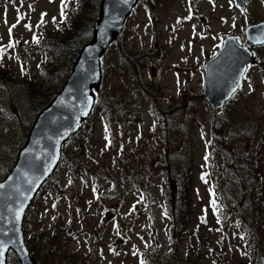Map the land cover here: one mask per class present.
<instances>
[{"label": "rangeland", "instance_id": "obj_1", "mask_svg": "<svg viewBox=\"0 0 264 264\" xmlns=\"http://www.w3.org/2000/svg\"><path fill=\"white\" fill-rule=\"evenodd\" d=\"M243 1L244 9L234 0H138L126 15L120 36L101 58L97 88L99 99L106 89L116 93L121 115L98 105L85 123L86 169L75 177L55 171L24 214L23 240L37 264H152L149 258L168 264L162 256L177 238L172 220H179L176 205L181 201L189 205L187 230L178 243L183 262L189 256L187 264H261L264 46L252 48L256 63L247 67L221 111L215 112L202 96L204 63L218 51L222 37L236 34L241 45H249L244 28L264 20V0ZM99 2L66 0L62 15V0H0V46L16 42L0 57V180L11 170L38 106L61 89L73 64L57 55L46 66L34 37H65L69 31H57L70 28L71 21L80 25L82 18L96 19ZM18 15L23 19L17 24ZM91 38L87 35L83 43ZM62 59L66 65L58 73ZM106 64H113L109 71ZM129 97L135 99L123 112ZM174 122L182 132L170 124ZM237 124H244V132H236ZM208 146L209 166L204 161ZM62 152H74L72 138ZM186 161L191 178L186 198L179 199L174 179ZM250 168L255 176L250 201L256 198L249 210L243 180H251ZM205 173L207 182L201 178ZM210 189L218 212L210 205ZM143 191L150 202L135 194ZM69 225L71 236L65 234ZM6 264H20L12 251Z\"/></svg>", "mask_w": 264, "mask_h": 264}, {"label": "water", "instance_id": "obj_2", "mask_svg": "<svg viewBox=\"0 0 264 264\" xmlns=\"http://www.w3.org/2000/svg\"><path fill=\"white\" fill-rule=\"evenodd\" d=\"M137 0H101L99 17L94 23L92 38L81 47L72 67L66 77L63 86L52 98L49 104L44 107L34 118L29 130L27 139L19 149L15 163L0 184L5 187L0 189V213L8 220L11 214L7 206L15 208L18 203H24V211L17 224H9L0 220V229L8 230L18 227V232H8L7 236L0 234V239L7 241L9 238L16 240V244H9L3 253V264L6 255L11 248L19 259L20 264H36L24 245L22 234V221L29 203L34 198L42 184L54 171L61 154V145L81 127L82 122L89 116L92 106L88 108L87 115H82L84 107L83 101L85 93L94 102L93 90H96L100 82L99 58L107 49L109 44L119 35L126 15L130 12ZM239 7L244 8L243 0H235ZM264 21L249 25L245 30V36L252 45L254 38L264 39L260 36L261 27ZM237 36H227L223 40L230 41V47H221L219 51L204 63L203 90L202 96L218 111L232 95V89L236 83H241L242 75L248 64H253L256 59L246 46H240L232 38ZM77 116L79 120L77 121ZM67 133V135H64ZM59 141V143H57ZM55 156L54 162L51 157ZM31 161L32 166H29ZM45 167L50 170L45 172ZM28 173V176L24 175ZM29 177L34 179V183L29 185ZM19 184V191L24 192V199L17 195L15 185ZM29 187L34 191H27ZM11 194V199H9ZM65 234L71 236L73 227L69 225ZM264 264V260L262 259Z\"/></svg>", "mask_w": 264, "mask_h": 264}, {"label": "trees", "instance_id": "obj_3", "mask_svg": "<svg viewBox=\"0 0 264 264\" xmlns=\"http://www.w3.org/2000/svg\"><path fill=\"white\" fill-rule=\"evenodd\" d=\"M93 1V0H91ZM100 4V2H99ZM98 13H99V9H98ZM94 14V13H93ZM92 14V15H93ZM98 18V17H97ZM96 19H93L92 16L91 17H85L82 18V24L80 25H74L73 21H71V27L66 29V28H60L57 31V34H65L66 32L69 31V33L65 36V37H51V36H46V34H41L39 36V42L41 43V47L44 50L43 54H45V58H44V64L47 66L50 63L54 62L57 60V55H64L63 59H69L70 63H74L76 56L80 50V48L82 47V45L84 44L83 41L84 39L87 37V35L92 33L93 30V26L94 23L96 22ZM67 20V19H66ZM65 20V22H66ZM103 57V56H102ZM62 59V65L57 66L55 69V71L58 70V73H61L65 64V61H63ZM46 62V63H45ZM113 66V64H111ZM100 66L101 68L103 67L101 62H100ZM112 66H109L108 64L105 65V70L109 71L111 69ZM70 72V71H69ZM69 74V73H68ZM111 90L112 89H106L103 91V94L101 96V98L99 99V91L96 90L94 92V96H95V102L92 108V113L90 115L93 116L94 114H96L98 105H104L105 107H107L106 112H116L115 114H117V112H120L121 110H119L120 108H116V93L114 92V94H111ZM105 92V94H104ZM133 99L132 97H129L127 100L123 101V109L125 111L123 112H129V108L128 106L131 105L133 103ZM49 103V102H48ZM47 103V104H48ZM46 104V105H47ZM46 105H39L38 106V110L40 111L42 108H44ZM228 118V117H226ZM106 119V118H105ZM90 121V120H89ZM88 122V119L82 124L80 130L75 133L71 138H72V146L74 147V152L67 155L62 153L61 154V159L57 165L56 168V175H58L61 171L67 175H69V177H75L76 175H81L82 169H86V164L83 162V150L88 148V143H89V139L86 137V131H85V123ZM226 121L224 119V121L222 122V125H226ZM244 124H237L236 125V132H244ZM235 133V128H234V132ZM250 134L254 139V130L250 129ZM210 148V147H209ZM78 150V154H75V151ZM242 149H237L236 152H240ZM186 152L189 154V149L186 148ZM206 155L208 156V159L206 162V164H208L207 166L210 165V161H209V157L211 155V151L209 149H207V153ZM205 155V156H206ZM189 157V155H188ZM255 159H253L251 161V163H254ZM188 168V169H187ZM252 168H250V181H244V187L246 189H248V191L246 190L243 194V198L246 199V195L249 198V201L251 199L252 194L254 193L253 188L250 187L251 182L253 181V179H255L254 174L251 172ZM258 172V170L256 171ZM76 174V175H75ZM191 178V171L189 170V162H182L179 165V172L175 175V183H176V187H177V194H178V198L180 199H185V195L183 197V194H187V187H188V182L187 179ZM50 181V179L46 182V184H48ZM56 181H54L53 185L54 187H56L55 185ZM45 184V185H46ZM139 186L135 188V190H138ZM251 190V191H250ZM47 191V189H46ZM121 194V193H119ZM135 194H139L142 198L145 199V197H147L148 202H150V198L148 196V194L143 191L142 194L141 193H135ZM255 198L253 196L252 200L250 202H248V204L246 203L245 207L250 209L252 208V204L255 201ZM189 205L184 204L183 201H181V205H176V211L178 213L179 216V220H172V224H174V229H173V234L177 236L176 239H174L172 241L171 244V250L164 254L162 257L165 260L166 258V262L168 264H187V261H189V256H187L183 262L182 260V256L180 254V250L178 251V243H179V239L181 237V235L183 233L186 232L187 230V225L184 222L185 217L188 215L187 213V209H188ZM173 222H177V225L175 227V223ZM253 245V244H252ZM255 245V244H254ZM149 262L152 264H155L152 262V259L149 258Z\"/></svg>", "mask_w": 264, "mask_h": 264}, {"label": "snow or ice", "instance_id": "obj_4", "mask_svg": "<svg viewBox=\"0 0 264 264\" xmlns=\"http://www.w3.org/2000/svg\"><path fill=\"white\" fill-rule=\"evenodd\" d=\"M124 3H127V0H123ZM229 2L231 3L232 0H229ZM239 6V5H237ZM63 7H66V0H62V15H64L63 13ZM43 15H46V14H42V19H41V22L43 23ZM191 17H187L186 19H190ZM23 19V16H20L18 15L17 17V24L20 22V20ZM55 19V18H53ZM7 22V21H5ZM179 22V21H178ZM16 27V24H13L9 29V35L11 36V32H12V29ZM25 27L28 28L29 30H31L32 28V25L31 24H25ZM233 27H235V24L233 23ZM261 27V33H260V36H264V26H260ZM239 38H232V41H238ZM34 40L38 43V39L36 37H34ZM254 42L255 43H264V39H261V38H254ZM15 43L16 42H13L10 40L9 44L7 46H0V57H2L3 53L6 51L7 48H11V47H14L15 46ZM230 44L231 42L230 41H224V40H221V47H230ZM244 71H247V69H245ZM241 75H243V73H241ZM239 83L237 82L235 87L232 89L233 92L236 91L237 88H239ZM93 104V100L91 97L87 96L86 93H85V96H84V101H83V109L81 111V114L82 115H87L88 112V108L91 107V105ZM77 121L79 120V117L77 116ZM105 131L108 132V128L107 126H105ZM64 135H67V133H65ZM106 140H108V143L110 144L111 141L109 139L108 136L105 137ZM57 143H59V141H57ZM51 161L54 162L56 157L55 156H52L51 158ZM208 159V156L206 155L205 156V160L207 161ZM29 166L31 167L32 164H31V161H29ZM50 168L49 167H45L44 171L47 172L49 171ZM24 175L25 176H28V173L27 172H24ZM207 174H202V179H205V176ZM34 179H39L38 177L36 178H33V177H29L28 180H27V183L29 185H32L34 183ZM71 182V181H70ZM205 182L206 179H205ZM5 187L4 184H0V189H3ZM19 184L15 185V189L17 191V195L19 197H23L24 199H27L28 197L25 196L24 192L22 191H19ZM35 188L33 187H29V189H27V191H34ZM210 195H211V199H210V205L213 209L214 212H218L219 209L217 208V205H216V198H215V193H214V190L213 189H210ZM9 199H11V194H9ZM24 203L20 202L18 203V206L15 207V208H12L10 205L7 206L8 208V212L11 214V219L8 220L7 217H5L2 213H0V220H3V221H6L7 223L9 224H17L21 218V215L24 211ZM135 207V206H133ZM205 212H207V209H205ZM166 215V213H165ZM217 221L219 223V217H217ZM202 222H204L203 218H202ZM11 231V232H18L19 231V228L18 227H12V228H9L8 230H4V229H0V234L4 235V236H7L8 235V232ZM9 244H16V240L12 239V238H9L7 241L3 240V239H0V264H3V260H2V257H3V253L4 251L7 249L8 245ZM141 264H145L144 261H141Z\"/></svg>", "mask_w": 264, "mask_h": 264}, {"label": "bare ground", "instance_id": "obj_5", "mask_svg": "<svg viewBox=\"0 0 264 264\" xmlns=\"http://www.w3.org/2000/svg\"><path fill=\"white\" fill-rule=\"evenodd\" d=\"M236 5H237V3H236ZM239 7V6H238ZM240 9H244L245 8V5H244V8H241V7H239ZM261 21H264V20H261ZM261 21H258V22H261ZM258 22H255V23H258ZM255 23H251V24H248V25H246V27L244 28V30L249 26V25H252V24H255ZM244 30H243V34H244V37H245V39L247 40V38H246V36H245V32H244ZM227 36H230V35H226L225 37H227ZM231 36H237V38H239V36L238 35H236V34H231ZM224 37V38H225ZM237 42V44L238 45H240L241 46V44L239 43V40L238 41H236ZM247 42L249 43V45H252V43L249 41V40H247ZM259 46H264V43H262V44H258ZM220 48H221V46H220ZM219 48V49H220Z\"/></svg>", "mask_w": 264, "mask_h": 264}, {"label": "flooded vegetation", "instance_id": "obj_6", "mask_svg": "<svg viewBox=\"0 0 264 264\" xmlns=\"http://www.w3.org/2000/svg\"><path fill=\"white\" fill-rule=\"evenodd\" d=\"M117 114L121 115V112H117ZM167 118H168V117H167V115H166V116H165V119H164V122H165V124L168 126L169 123L166 121ZM170 124H173L174 127L177 128V130H180V131H181V129L178 128V122H174V123H170ZM157 125H159V127H160L161 124L158 123ZM180 127H181V125H180ZM181 132H182V131H181ZM179 148H180V147H179Z\"/></svg>", "mask_w": 264, "mask_h": 264}]
</instances>
